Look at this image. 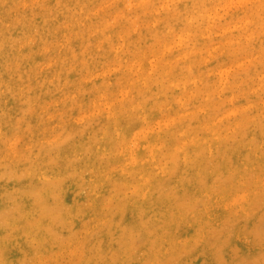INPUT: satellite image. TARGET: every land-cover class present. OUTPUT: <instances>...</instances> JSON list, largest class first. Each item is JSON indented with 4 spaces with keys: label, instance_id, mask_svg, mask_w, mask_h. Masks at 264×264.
<instances>
[{
    "label": "clouds",
    "instance_id": "clouds-1",
    "mask_svg": "<svg viewBox=\"0 0 264 264\" xmlns=\"http://www.w3.org/2000/svg\"><path fill=\"white\" fill-rule=\"evenodd\" d=\"M6 98L19 106L15 116ZM240 147L249 156L235 168L231 154ZM5 176L40 185L32 211L14 192L0 214L8 232L0 251L22 231L36 252L24 264H141L134 247L106 258L88 256L87 245L105 228L111 234V217L129 204L150 212L158 193L172 219L200 226L197 242L212 231L214 209L247 214L264 201V0H0ZM68 181L89 207L106 185L111 192L105 219L65 240L54 229L71 223L72 210L46 201L59 202ZM167 226L156 215L142 222L153 245H169L142 264H177L189 242L156 235ZM49 242L60 251L45 256Z\"/></svg>",
    "mask_w": 264,
    "mask_h": 264
},
{
    "label": "rangeland",
    "instance_id": "rangeland-1",
    "mask_svg": "<svg viewBox=\"0 0 264 264\" xmlns=\"http://www.w3.org/2000/svg\"><path fill=\"white\" fill-rule=\"evenodd\" d=\"M20 34L21 30L17 29L12 33V36L15 39L19 38ZM38 47L33 51H37ZM73 47L79 51V42H74ZM45 59L40 55L34 56V62L37 64L45 62ZM4 79L7 80V75L4 76ZM70 79L75 80L77 77L73 74ZM6 99V110H11L9 114L15 116L19 111V106L11 98ZM87 100L88 98H85V102ZM32 123L35 125L36 121L33 120ZM138 127L139 125L133 126L129 130V134L137 130ZM249 139H251V134H249ZM260 142L261 137L259 133H256V143ZM65 154H68L67 150H65ZM248 156L247 148H238L231 154L232 166L242 167ZM212 179L209 177L207 184L211 185ZM175 183L176 179L174 178L167 186L171 187ZM39 187L40 185L35 180L17 181L9 179L7 176L0 179V214L9 207L8 194L14 192L23 194L19 201L23 205V210L25 212L32 211L35 204L32 196ZM194 190L195 184L193 187H188V195L192 196ZM110 192L111 185H106L101 199L89 207V196L81 187L76 182H66L60 194V201L54 202L48 199L46 203L49 208H55L59 203V206L64 209H71L74 218L71 223L57 226L54 231L67 240L73 233H82L86 228L105 219L107 214L103 203ZM177 195L181 198L184 197L183 192H178ZM157 196L159 198H153L154 204L150 212L129 204L123 211L117 212L115 216L111 217V234L108 228L97 233L87 245V248L91 250L87 252V255L119 258L123 255L124 248L131 246L136 249L132 258L141 261V264L143 260L153 258V253L157 249L163 252L169 246L168 243H165L161 248L159 240L153 245V240H156V237H150L141 228L143 221H146L150 215H156L168 221V226L157 232V236H163L170 242H189L187 247L178 249L180 254L176 257L177 264H264V201L257 200L252 203L247 209V214L241 213L238 217H230L223 208L214 209L211 213L212 231L206 235L202 242H197L199 241L200 226L191 220L172 219L169 202L163 199L159 193ZM7 235L6 230H0V238ZM13 235L15 238L8 243L3 251H0V262L2 264H24L26 260L33 259L36 252L23 232L19 231ZM122 236L123 241L121 240ZM41 251L43 255L47 256L58 253L60 248L49 242Z\"/></svg>",
    "mask_w": 264,
    "mask_h": 264
}]
</instances>
